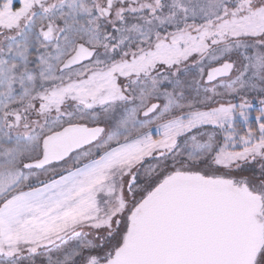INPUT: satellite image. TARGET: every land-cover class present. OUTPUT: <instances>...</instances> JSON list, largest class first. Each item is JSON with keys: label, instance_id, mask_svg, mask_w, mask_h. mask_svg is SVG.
Instances as JSON below:
<instances>
[{"label": "snow or ice", "instance_id": "1", "mask_svg": "<svg viewBox=\"0 0 264 264\" xmlns=\"http://www.w3.org/2000/svg\"><path fill=\"white\" fill-rule=\"evenodd\" d=\"M0 264H264V0H0Z\"/></svg>", "mask_w": 264, "mask_h": 264}]
</instances>
